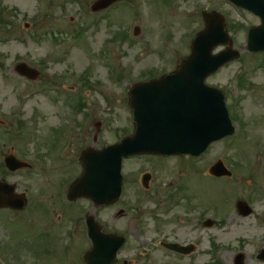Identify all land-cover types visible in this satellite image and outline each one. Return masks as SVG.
I'll list each match as a JSON object with an SVG mask.
<instances>
[{"label": "rangeland", "instance_id": "374dc122", "mask_svg": "<svg viewBox=\"0 0 264 264\" xmlns=\"http://www.w3.org/2000/svg\"><path fill=\"white\" fill-rule=\"evenodd\" d=\"M94 1L0 0V122H4L0 124V142L4 144L0 169L2 157L10 152L18 158L31 155L39 162L31 171H0V180L16 184L18 193H25L28 200L22 212L0 210V264H85L82 257L91 244L86 237L69 232L74 228L71 219L79 216L78 211L83 219L94 215L104 231L126 237L117 264L158 263V247L148 257L142 256L147 244L136 232L141 223L132 224L146 197L139 193L140 187L127 186L122 202L108 209H94L85 200L70 206L64 191L81 172L79 158L84 150L114 144L133 130L127 91L176 69L190 54L195 35L204 29V11L225 18L233 49L241 53L239 60L206 82L225 93L229 107L238 104L240 118L245 119L242 129L235 124L239 131L233 138L213 145L212 156L215 161L224 159L229 166L237 163L243 170H236L237 185L232 189L214 181L212 195L194 194V205L224 218L232 209L228 202L232 195L237 199L240 194H250L252 183L258 190L263 189L259 185L264 184V54H249L246 50L248 31L260 21L227 0H124L111 12L101 13L91 11ZM136 27L141 32L135 38ZM80 28L82 36L77 35ZM115 33H126L128 39L117 42ZM22 62L32 66L46 63L43 69L48 68L46 74L54 78L42 74L36 83L20 78L14 69ZM239 76L247 80L242 89ZM83 103L85 109H77ZM17 120L25 124L13 131ZM63 122L66 125L59 126ZM95 123L101 124L99 133ZM152 161L163 171L170 169L155 171V187L175 176L173 166L177 160L154 157ZM151 169L144 161L132 162L126 173ZM253 203L264 211V198ZM120 210L126 214L118 215ZM66 212H70L69 218ZM232 217L231 212L222 220L223 226L213 231V264H234L233 253L239 248L247 255L246 264H264L256 259L264 249L263 218ZM154 233L150 229L146 235ZM251 238L258 240L253 246L247 244Z\"/></svg>", "mask_w": 264, "mask_h": 264}, {"label": "water", "instance_id": "95a60500", "mask_svg": "<svg viewBox=\"0 0 264 264\" xmlns=\"http://www.w3.org/2000/svg\"><path fill=\"white\" fill-rule=\"evenodd\" d=\"M118 0H103L96 10ZM260 16L263 25L249 37L248 50L264 51V0H231ZM208 28L195 40L192 55L180 63L176 72L159 80L134 86L130 91V106L134 111L136 132L133 137L101 151L88 150L81 162L84 174L70 190L69 199L90 198L96 205L114 202L120 193L121 163L142 153L164 155L200 153L212 142L233 133L222 96L205 86V79L239 54L226 51L213 56L219 45L231 41L217 15L207 16ZM10 170L24 167L13 159L6 161ZM14 187L0 184V208L22 209L23 198L13 194ZM92 251L86 255L87 264H113L110 242L93 219L88 222ZM240 264H243L240 261Z\"/></svg>", "mask_w": 264, "mask_h": 264}, {"label": "flooded vegetation", "instance_id": "af4514ba", "mask_svg": "<svg viewBox=\"0 0 264 264\" xmlns=\"http://www.w3.org/2000/svg\"><path fill=\"white\" fill-rule=\"evenodd\" d=\"M153 158L131 160L144 161L152 169L127 175L125 183L140 186L145 191V200L155 205L153 211L144 210L143 230L148 233L153 228L157 232L158 264H213L214 211L194 205L197 201L194 194L207 192L212 195L214 160L211 152L199 158H182L175 168L177 179L165 194L155 187V171H163V167L155 166ZM147 174L150 176L148 182L145 179ZM145 182L147 190L144 188ZM168 244H176L180 248L173 252L167 247Z\"/></svg>", "mask_w": 264, "mask_h": 264}]
</instances>
